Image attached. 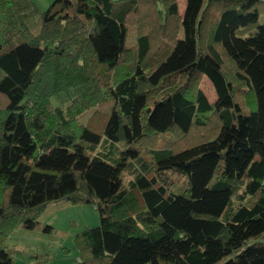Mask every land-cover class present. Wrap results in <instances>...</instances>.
<instances>
[{
	"label": "trees",
	"instance_id": "trees-1",
	"mask_svg": "<svg viewBox=\"0 0 264 264\" xmlns=\"http://www.w3.org/2000/svg\"><path fill=\"white\" fill-rule=\"evenodd\" d=\"M261 16L264 0H0V264L60 200L99 214L73 264H264Z\"/></svg>",
	"mask_w": 264,
	"mask_h": 264
},
{
	"label": "rangeland",
	"instance_id": "rangeland-1",
	"mask_svg": "<svg viewBox=\"0 0 264 264\" xmlns=\"http://www.w3.org/2000/svg\"><path fill=\"white\" fill-rule=\"evenodd\" d=\"M33 2L43 11L49 7L52 0ZM258 22L264 23V16H261ZM254 30L255 28L250 26L237 35L246 37ZM202 89L210 100L214 99L211 86L205 79ZM92 112L90 110L82 114L80 121H86ZM100 143L104 144L103 138ZM121 173L123 182L126 183L130 178L129 174L122 170ZM98 223L99 214L92 205L72 204L66 200L53 202L48 204L31 228L19 226L11 233L6 242V250L11 253L14 264H73L78 259V250L74 244L75 235ZM46 226L52 229L46 231Z\"/></svg>",
	"mask_w": 264,
	"mask_h": 264
}]
</instances>
